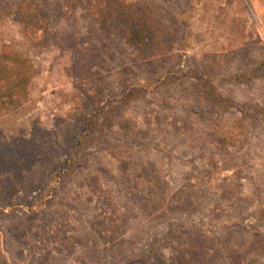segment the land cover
Segmentation results:
<instances>
[{
	"label": "rangeland",
	"instance_id": "1",
	"mask_svg": "<svg viewBox=\"0 0 264 264\" xmlns=\"http://www.w3.org/2000/svg\"><path fill=\"white\" fill-rule=\"evenodd\" d=\"M0 264H264V0H0Z\"/></svg>",
	"mask_w": 264,
	"mask_h": 264
},
{
	"label": "trees",
	"instance_id": "2",
	"mask_svg": "<svg viewBox=\"0 0 264 264\" xmlns=\"http://www.w3.org/2000/svg\"><path fill=\"white\" fill-rule=\"evenodd\" d=\"M117 16L124 25L129 41L141 51L143 55L152 56L155 49H158L161 45V39L163 37L162 31L153 26L148 27L147 25L142 24L140 19H133L129 14L124 13L122 10L117 11ZM104 115L106 116L104 109H99L94 115L87 117L82 133L76 138V143L72 148V155L78 154L83 147H88L94 142L97 128L95 119ZM211 135L217 144H229L230 138L221 131L211 129ZM143 173L147 174L146 176H151L154 174V171L153 169H144ZM60 174L61 170H58L57 177L60 176ZM189 255L191 261H198L201 257L197 258L200 255V250L195 248L190 250Z\"/></svg>",
	"mask_w": 264,
	"mask_h": 264
}]
</instances>
